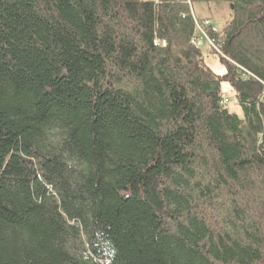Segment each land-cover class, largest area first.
Returning a JSON list of instances; mask_svg holds the SVG:
<instances>
[{
    "label": "trees",
    "instance_id": "16d2710c",
    "mask_svg": "<svg viewBox=\"0 0 264 264\" xmlns=\"http://www.w3.org/2000/svg\"><path fill=\"white\" fill-rule=\"evenodd\" d=\"M192 5L0 0V264H264V0Z\"/></svg>",
    "mask_w": 264,
    "mask_h": 264
},
{
    "label": "rangeland",
    "instance_id": "374dc122",
    "mask_svg": "<svg viewBox=\"0 0 264 264\" xmlns=\"http://www.w3.org/2000/svg\"><path fill=\"white\" fill-rule=\"evenodd\" d=\"M194 13H196L197 16L200 17V19H203V18L209 19L210 21L215 23L216 28L219 30L222 28L223 24L227 20L228 11L226 8H224L223 10H220L219 12H217L216 16H213L209 13V11H207V7L205 4L196 3L194 5ZM203 51H204V54L207 56V63L209 64V66L214 69L219 68L220 62H219L218 57L214 55L213 53H211L208 47L203 48ZM224 94H225V100L228 101L230 109L233 112H236L238 114L241 113L240 108L236 104L235 96L233 95V93L230 92L228 87H224Z\"/></svg>",
    "mask_w": 264,
    "mask_h": 264
},
{
    "label": "built area",
    "instance_id": "2783aa9c",
    "mask_svg": "<svg viewBox=\"0 0 264 264\" xmlns=\"http://www.w3.org/2000/svg\"><path fill=\"white\" fill-rule=\"evenodd\" d=\"M187 3L192 8V0H187ZM193 16H194V21H195L196 28H197L198 32L200 33V36H196L193 39V43L197 47H199V46L202 47V45L206 41L209 46L214 47L218 51V53H221L220 52V48L218 47V45H216L215 42L208 37V29L212 25L211 21L209 19H205V18L200 19V21H199V18L196 15H193Z\"/></svg>",
    "mask_w": 264,
    "mask_h": 264
},
{
    "label": "bare ground",
    "instance_id": "6f19581e",
    "mask_svg": "<svg viewBox=\"0 0 264 264\" xmlns=\"http://www.w3.org/2000/svg\"><path fill=\"white\" fill-rule=\"evenodd\" d=\"M225 103H227V104L229 105V103H228V101H227V100L225 101Z\"/></svg>",
    "mask_w": 264,
    "mask_h": 264
}]
</instances>
